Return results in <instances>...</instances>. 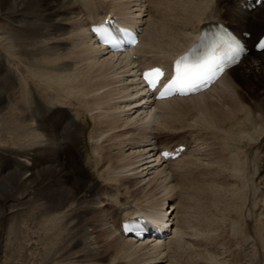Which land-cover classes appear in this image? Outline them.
Listing matches in <instances>:
<instances>
[{
	"label": "bare ground",
	"instance_id": "bare-ground-1",
	"mask_svg": "<svg viewBox=\"0 0 264 264\" xmlns=\"http://www.w3.org/2000/svg\"><path fill=\"white\" fill-rule=\"evenodd\" d=\"M240 1L0 0V134L8 132L11 141L6 138L5 142L18 147L10 156L18 173L12 172L0 180V214L14 207L9 200L21 180L31 189L26 196L30 197L29 201L35 203L33 198L40 197L23 224L14 223L7 237L0 231L3 235H0V257L11 263L17 252L36 250L43 264H129L131 255L137 252L140 255V250L142 255L147 249L154 257L145 264H161L167 260L164 261L166 256L160 241L148 243L124 237L120 232L122 220L136 212L149 217H155L156 213L160 215L159 221L176 226L174 232L180 238L185 235L184 240L191 231L184 230L183 227H188L185 221L183 230L179 229L182 218L185 220L191 210L197 218V222L191 218L193 224L205 223V200L213 212L227 208L235 218L243 216L248 232L261 243L264 239V51L245 57L210 90L196 96L152 102V98L140 96L146 89L141 87L138 76L139 70L151 64H170L197 37V27L204 20L228 21L240 32L250 31L255 40L264 31V2L248 11ZM110 11L117 12L124 24L139 22L143 30L147 25L148 31L139 45L126 53L107 54L89 31L90 24ZM146 11L152 16L151 21L144 20ZM245 65L246 70L239 72ZM109 72L122 75L110 77ZM117 82L126 85L121 98L114 102L110 85ZM131 85L136 91L129 92ZM142 114V118H137ZM122 116L127 117L126 121ZM140 120V124L153 121L157 125L150 135L128 134L135 125H140L137 124ZM164 134L171 137L161 140ZM193 135L213 149L210 155L213 162L193 158L196 150L188 147ZM177 138L183 140L172 145ZM182 144L187 150L177 160L164 162L159 157L162 145L174 148ZM51 153L57 158L52 159ZM67 174L72 180L63 186L49 181L47 185L54 186L50 189L53 192L44 198L45 182ZM176 187L179 189L175 192ZM163 193L161 201L145 207H123L113 216L109 229L87 217L89 211L97 209L96 203L108 200L104 205L111 208L123 206L129 201L125 198L147 200ZM98 194H113L116 198L102 196L95 203L94 196ZM91 198L96 206L90 201L83 204ZM200 200L203 201L198 204ZM206 219L208 222L209 218ZM203 232L201 237L205 235ZM176 242L172 240L170 244Z\"/></svg>",
	"mask_w": 264,
	"mask_h": 264
},
{
	"label": "rangeland",
	"instance_id": "rangeland-1",
	"mask_svg": "<svg viewBox=\"0 0 264 264\" xmlns=\"http://www.w3.org/2000/svg\"><path fill=\"white\" fill-rule=\"evenodd\" d=\"M150 1V0H149ZM146 4H147V1L145 2ZM146 20H150V14H148L146 17ZM14 28H16V26H14ZM33 35V34H32ZM246 65L242 68V69H240L239 70V72H243V71H245L246 70ZM109 74H111V75H109ZM113 74V72L112 73H108V75L110 76V77H116V76H120L121 74H115V75H112ZM115 79V78H114ZM121 83H114V84H112V85H110V87H111V89L113 90V94H112V96H111V100L113 101L114 100V102H116V101H118L117 99H119L120 98V96L122 95V91H124L123 90V88H122V86L120 85ZM116 85V86H115ZM13 99V98H12ZM11 105V102H9L8 103V105ZM9 105V106H10ZM2 106V105H1ZM0 106V107H1ZM11 107V106H10ZM7 109V108H6ZM4 110V111H7V110ZM111 110H113V109H111ZM102 111V110H101ZM109 112H111V111H109ZM122 119H123V121L126 119L125 117H122ZM133 122V121H132ZM138 127H136L135 126V130H132V131H130V132H128V134H131L132 132H133V134H137V133H145V130H144V128H142L141 127V129L140 128H138ZM140 129V130H139ZM5 130V129H4ZM144 130V131H143ZM148 130H151V128H148ZM6 131H7V129H6ZM135 131V132H134ZM186 131V130H185ZM9 133L8 132H6V134H0V141L2 142H0V164L2 165H0L1 166V171H0V180H2V178L1 177H3V178H7V176L10 174V173H12V172H16V173H18V171L16 170V169H14L13 168V166L15 165V163L12 161V159L10 158V156H12L13 155V151H14V149L15 148H18L16 145H12V144H9V143H6L5 142V140H7V139H9L8 141H11L10 140V136L11 135H8ZM186 134H188L187 133V131H186ZM106 135V134H105ZM137 135H139V134H137ZM5 136V137H4ZM141 136V135H140ZM4 137V138H3ZM165 137H171V136H168V135H165ZM3 138V139H2ZM7 138V139H6ZM163 138H164V136H163ZM195 137H194V135L192 136V143H191V147H192V149H194V150H196V152H195V154H192L191 156L193 157V158H199V159H201V160H203V161H205V162H210V161H212L211 160V154H212V148L211 147H208V144L206 143V142H204V144H203V139H201V138H199L198 139V137H196L195 139H194ZM5 139V140H4ZM180 139H177V140H174V142H173V144L175 143V142H177V141H179ZM195 140V141H194ZM198 140V141H197ZM197 141V142H196ZM110 143V142H109ZM201 143V144H200ZM203 144V145H202ZM196 145V146H195ZM209 148V149H208ZM200 151H199V150ZM204 149V150H203ZM11 150V151H10ZM127 152H129L130 150H126ZM206 152V153H205ZM11 153V154H10ZM210 153V154H209ZM8 154V155H7ZM50 157H53L52 159H56L57 158V156H56V154H54V153H51L50 154ZM55 157V158H54ZM207 157H208V159H207ZM11 159V161H10V159ZM209 159H210V161H209ZM6 160V161H5ZM200 160V161H201ZM11 162V164L9 163V162ZM5 162V163H4ZM7 162V163H6ZM213 162V161H212ZM12 163H14V164H12ZM3 164H5L4 166H3ZM7 166V167H6ZM8 169V168H10V169H8V171H4V169ZM71 168V167H70ZM4 172H5V174H4ZM71 173V172H70ZM6 175V176H5ZM58 176V177H57ZM57 176H54V177H52V178H50V179H48L46 182H45V184H46V187H45V191L46 192H44V194H42L43 195V197L44 198H48L49 196H51V193L53 192V191H50V189H52L54 186H51L52 188H50L49 187V185H47V184H50V182H51V184L52 185H57V186H63V185H65L66 183H68V181L72 178V177H69V175L67 174V175H63L64 177H62L61 175H57ZM66 176V177H65ZM55 177H57L56 179H55ZM65 178V179H59V178ZM149 177V176H148ZM68 178V179H67ZM55 180H58V183L55 181ZM61 180V181H60ZM64 180V181H63ZM72 180V179H71ZM70 180V181H71ZM147 180H148V178H147ZM50 181V182H49ZM59 181H60V183H59ZM62 181H63V183H62ZM69 181V182H70ZM102 181V180H101ZM227 181V180H226ZM48 182V183H47ZM55 182H56V184H55ZM231 182V184H232V182H233V184H234V181L233 180H231L230 181ZM62 183V184H61ZM174 183H176V182H174ZM229 183V182H228ZM44 184V185H45ZM60 184V185H59ZM227 184V183H226ZM43 186V185H42ZM227 186V185H226ZM254 187L256 188V187H258L257 186V184H256V182H255V185H254ZM48 188V189H47ZM250 188V189H249ZM252 188V189H251ZM179 189V187H176L175 188V191H177ZM41 190H42V188H41ZM253 190V187H248V191L250 192V191H252ZM31 191V189L28 187V185H26L22 180L20 181V182H18L17 183V186H16V188H15V192L13 193V197H11V200H9V203H13L12 205H14V207L13 208H10V209H8L7 211H6V209H4L5 211H2V213L0 214V231L3 233V234H5V236L7 237L8 236V233H9V231H10V228L12 227V225L14 224V223H16V224H23L25 221H26V219H27V216H28V214H29V212H30V208H33V206H35L36 205V202L38 203V202H40V201H38L37 199L38 198H40V197H35V198H33V199H35L36 201H35V203H33V201L31 200V201H29V199H30V197L29 198H26V196H27V194L29 193ZM36 191L38 192V187H37V189H36ZM35 191V192H36ZM48 191V192H47ZM50 192V193H49ZM249 192H248V195H249V197H250V195L251 194H249ZM253 192V191H252ZM225 193V192H224ZM251 193V192H250ZM253 194V193H252ZM47 195V196H46ZM256 195H257V193H256ZM102 196H105V197H109V198H113L114 199V197L116 198V196L115 195H113V194H104V195H101V194H98L97 196L95 195L94 196V198H96L95 199V203H96V200L97 201H99L98 199H100ZM114 196V197H113ZM163 196H164V193L163 194H158V195H156V196H151L150 198H148L147 200H143V198H139V199H134V198H132V197H130L129 199H127V198H125V200L127 201V200H129V201H125L124 200V202H126L123 206H117V205H113V206H111V208H109V206H106V205H104L106 202H109L108 200L107 201H103L102 202V204H100V203H96V204H98L97 205V209L95 208V211H94V208L91 210V211H89L88 212V215H87V217H88V219L90 218V220L91 219H94L97 223L96 224H98L99 226L101 225V227H103V228H108L109 229V227L111 228V226L113 225L112 224V221L114 220L113 219V216H114V218L116 217V215L117 214H119V212L122 210V208L124 207V209H128V208H130V207H135L136 205V208L137 207H140V206H138V205H141V206H143L144 205V207H145V205L147 206L149 203H152V202H156V201H161V199L163 198ZM177 196V195H176ZM93 197V196H92ZM227 198H229L230 197V195H227L226 196ZM32 198V197H31ZM51 198V197H50ZM94 198H91L90 200H88V202L86 203V202H83V204L84 205H87V204H90L92 201L94 202ZM155 198H156V200H155ZM28 199V200H27ZM45 199V200H46ZM93 199V200H92ZM153 199V200H152ZM92 200V201H91ZM155 200V201H154ZM89 201H90V203H89ZM201 201H203V200H200V202H198V204H200L201 203ZM91 203V205L93 204V205H95L94 203ZM132 202V203H131ZM137 204H136V203ZM203 202H205V204H206V207H204L205 206V204L203 203ZM202 202V205H203V207H204V211H206L207 213H209V214H203V215H201V217L203 216V218L206 220V222L204 223H202L200 226L198 225V224H193L192 223V219L194 218L195 220V222H197V218H196V216L195 215H193V212L191 211V210H189L190 211V213L192 214V217H191V214L186 210V212H188V213H186L185 211H184V214H183V211L181 212V214H182V216L183 215H185V216H183V217H186V214L188 215L187 217H186V219L184 220L185 222H184V224H185V226H188L187 228L186 227H183L184 228V230H190V231H188V232H190V234H187L186 235V238L187 237H189V238H185L184 240L182 239V241H180V243L182 244H180V243H178L179 245L176 247V248H172L171 250L170 249H168V248H166V249H164V252H166L167 253V251L168 250H170V252L168 251V257L170 258V256H172V259L174 258V260H172L174 263H176L178 260V258H176V257H179V261H178V263L177 264H221L222 262H224V264H231V262H232V264H240L241 262V264H264V250H263V248L264 247H261V246H264L263 245V243H262V241H264V239L261 241V243L260 242H258L259 240L255 237V235H253L252 233H250V232H248L249 230L247 229V226H246V222L245 221H242V220H244V218H243V216L241 217V219L240 218H235L234 216H232L231 215V213H228V209L227 208H223V209H226V211H224L223 209H221L220 211H212L211 210V208H208V207H210V205L207 203V201L205 200V201H203ZM23 203H24V205H23ZM29 203V204H28ZM127 203H128V205H127ZM131 203V204H130ZM134 203V204H133ZM208 205V206H207ZM96 206V205H95ZM117 206V207H116ZM246 206L247 205H245V208H246ZM98 207H102V208H99L98 209ZM116 209H115V208ZM108 208H109V210L111 211V213H110V211L108 210ZM112 208H113V210H112ZM244 208V209H245ZM19 209V210H18ZM104 210H106V211H104ZM107 210H108V212H107ZM116 210V212L115 213H113L114 211ZM98 211V212H97ZM248 211V210H247ZM92 212V213H91ZM102 212H104V213H102ZM106 212V213H105ZM217 214H216V213ZM219 212V213H218ZM227 212V213H226ZM250 212V211H249ZM186 213V214H185ZM247 213V212H246ZM251 213V212H250ZM102 214V215H101ZM108 214H111V215H108ZM180 214V215H181ZM190 214V215H189ZM219 214V215H218ZM223 214V215H222ZM228 214H230L231 215V217L233 218V219H231V217H230V215H228ZM248 214V213H247ZM99 216V217H96V216ZM214 215V216H213ZM104 217V219H103V217ZM106 216H108V217H106ZM110 216V217H109ZM94 217H96V218H94ZM216 217V218H215ZM230 217V218H229ZM251 217V216H250ZM100 218L102 219V220H100ZM106 218V219H105ZM187 218H189V219H191V223H190V221H189V219H187ZM206 218H209L208 219V222H207V219ZM222 218V219H221ZM225 218V219H224ZM113 219V220H112ZM224 219V220H223ZM24 220V221H23ZM100 220V222L98 223V221ZM112 220V221H111ZM186 220H188L189 221V223H188V221H186ZM220 220V221H219ZM222 220H223V222H222ZM228 220V221H227ZM234 220H235V223H234ZM238 220H240V221H238ZM103 221V222H102ZM193 221V222H194ZM236 221H238L239 222V224H238V222H236ZM242 221V222H241ZM210 222V223H209ZM219 222H222V223H219ZM232 222V223H231ZM241 222V223H240ZM245 222V223H244ZM103 223H105V226H104V224ZM107 223V224H106ZM182 224H183V222H182ZM203 224H206V225H204V226H202ZM232 224V225H231ZM243 224V225H242ZM103 225V226H102ZM191 225H192V227H191ZM194 225V226H193ZM207 225H209V226H207ZM220 225V226H219ZM239 225V226H238ZM201 226H202V228L204 229H202L201 228ZM223 226V227H222ZM231 226V227H230ZM237 226H238V230H236L237 229ZM241 226V229H239V227ZM242 226H244V228L246 229H242ZM7 227V228H6ZM208 227V228H207ZM230 227V228H229ZM183 228H182V226H181V229L183 230ZM186 228V229H185ZM192 229V230H191ZM196 229V230H195ZM201 229V230H200ZM206 230V231H205ZM239 230H241V231H243V232H240ZM202 231H204L203 232V234H205V235H203V237H201V235H200V233H202ZM212 231V232H211ZM235 231V232H234ZM239 231V232H238ZM0 232V235L3 237V235H2V233ZM26 232H29V229H26ZM207 232V233H206ZM223 232V233H222ZM196 233V234H195ZM198 233H199V235H198ZM239 233H241V234H239ZM244 233H246L247 234V237H245V235L246 234H244ZM250 233V234H249ZM217 234V235H216ZM243 234V235H242ZM188 235H192L191 237L190 236H188ZM195 235H198L199 236V241H198V236H195ZM222 235V236H221ZM250 235H251V237H250ZM206 236H208V237H206ZM252 236H254V237H252ZM194 237V238H193ZM205 238L206 239V241L204 242V240L202 241V239L201 238ZM225 237V238H224ZM244 238V239H243ZM246 238V239H245ZM253 238H254V240H253ZM223 239V240H222ZM258 240V241H257ZM179 242V241H178ZM185 242V243H184ZM254 242V243H253ZM258 242V243H257ZM25 244H28V242H25ZM257 244V245H256ZM181 245V246H180ZM255 245H256V247H255ZM18 247H21L22 248V246H18ZM178 247H181V249L179 248V249H177ZM260 247V248H259ZM236 248V249H235ZM259 248V249H258ZM178 250V252H177V250ZM204 249L206 250V251H204ZM209 249H210V251H209ZM248 249L250 250V251H248ZM253 249L256 251H253ZM25 250V249H24ZM147 250V249H146ZM146 250H143L142 251V255H141V250H140V252H139V254L140 255H138L137 253H135L134 255H137V256H134L133 255V257H132V255H131V258L133 259V261H131L130 260V262H132V263H135V264H145V263H147V262H149L154 256H152V254H151V252L149 253V251H146ZM181 250V251H180ZM259 250V251H258ZM146 251V253L148 254V257H147V255H146V253L144 254V252ZM202 251H204V252H202ZM176 252V253H175ZM195 252V253H194ZM212 252V253H211ZM216 252V253H215ZM220 252V253H219ZM252 252H255V255H254V253H252ZM260 252V253H259ZM164 254V255H167V254ZM217 253H218V255H217ZM26 254H29L30 255V257L29 258H27V255ZM192 254V255H191ZM259 254V255H258ZM263 254V255H262ZM207 255V256H206ZM254 255V256H253ZM258 255V256H257ZM143 256V257H142ZM144 256H146V257H144ZM181 256V257H180ZM219 256V257H218ZM253 256V257H252ZM19 257V258H18ZM33 257V258H32ZM139 257H140V260H141V258H142V261H140L139 260ZM167 257V258H168ZM191 257H193V258H191ZM218 259H217V258ZM232 257H234V258H232ZM251 257V258H250ZM255 257V260L254 259H252V258H254ZM260 257V258H259ZM32 258V259H31ZM111 258V257H110ZM137 258H138V261H137ZM144 258V259H143ZM167 258H166V260H167ZM176 258V259H175ZM208 258V259H207ZM236 258V259H235ZM238 258V259H237ZM239 258H240V260H239ZM249 258V259H248ZM263 258V259H262ZM120 259H122V258H120ZM135 259H136V261H135ZM193 259V260H192ZM235 259V260H234ZM246 259V260H245ZM5 260V261H4ZM17 260V261H16ZM176 260V261H175ZM238 260V261H237ZM9 261V260H8ZM19 261V262H18ZM140 261V262H139ZM206 261V262H205ZM236 261V262H235ZM240 261V262H239ZM253 261V262H252ZM4 262H5V264H43V260L38 256V254H37V251L36 250H32V251H27V253H21L20 251L19 252H17L16 253V255H15V257H14V260L12 259L11 260V263H10V261H9V263H7V261H6V259L3 257H0V264H4ZM22 262V263H21ZM170 261H166V262H163V263H161V264H167V263H169ZM204 262V263H203ZM209 262V263H208ZM129 263V262H128ZM132 263H129V264H132ZM48 264H53V262H51V263H48ZM82 264H84L83 262H82ZM107 264H109V263H107ZM111 264H113V263H111ZM223 264V263H222Z\"/></svg>",
	"mask_w": 264,
	"mask_h": 264
},
{
	"label": "snow or ice",
	"instance_id": "snow-or-ice-1",
	"mask_svg": "<svg viewBox=\"0 0 264 264\" xmlns=\"http://www.w3.org/2000/svg\"><path fill=\"white\" fill-rule=\"evenodd\" d=\"M261 47L264 48V45H261ZM205 67H207V65H199V66H197V68H195L191 72L181 73L180 69H179V66H178L177 67V76L171 82V84L168 87H175V86L181 85L184 82H188V83H192L193 84V90H194L195 81L201 77L203 69ZM148 83H149V86H151L154 82L153 81H149ZM163 96H164V93H161V97H163ZM130 223H133V222H130Z\"/></svg>",
	"mask_w": 264,
	"mask_h": 264
}]
</instances>
